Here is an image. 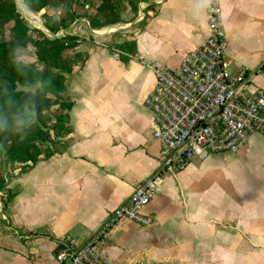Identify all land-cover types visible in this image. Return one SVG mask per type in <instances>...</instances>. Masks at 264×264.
<instances>
[{
    "label": "crops",
    "instance_id": "1",
    "mask_svg": "<svg viewBox=\"0 0 264 264\" xmlns=\"http://www.w3.org/2000/svg\"><path fill=\"white\" fill-rule=\"evenodd\" d=\"M213 1L228 69L245 70L249 90L264 91V0H145L148 17L113 27L104 44L78 19L64 33L82 39L66 90L68 143L8 172L15 195L6 208L0 202V264H56L59 240L82 245L157 172L159 144L143 102L151 65L176 69L202 44ZM144 213L151 226L120 220L109 229L101 250L110 264H264V136L167 174Z\"/></svg>",
    "mask_w": 264,
    "mask_h": 264
},
{
    "label": "built area",
    "instance_id": "2",
    "mask_svg": "<svg viewBox=\"0 0 264 264\" xmlns=\"http://www.w3.org/2000/svg\"><path fill=\"white\" fill-rule=\"evenodd\" d=\"M207 15V38L186 52L176 69L151 65L154 86L143 102L153 115L151 137L159 144L157 172L143 180L82 245L59 240L56 264H110L101 250L107 232L120 220L151 226L153 219L144 210L167 174L175 175L212 155L237 154L252 135L264 136V91L249 90L245 70L228 69V44L215 1ZM106 29L94 32L104 35L113 28ZM112 57L118 59L119 52Z\"/></svg>",
    "mask_w": 264,
    "mask_h": 264
},
{
    "label": "trees",
    "instance_id": "3",
    "mask_svg": "<svg viewBox=\"0 0 264 264\" xmlns=\"http://www.w3.org/2000/svg\"><path fill=\"white\" fill-rule=\"evenodd\" d=\"M144 1L24 0L31 11L45 13L62 4L65 10L75 4L84 9L83 16L92 29L122 23L124 12L128 9L136 15L138 4ZM150 11L152 6L144 9L145 18ZM37 15L43 22L42 14ZM44 18L50 37L40 30L29 29L14 0H0V202L4 208L15 193L7 188L3 170L19 167L24 172L27 163L34 165L56 153V141L50 130L54 131L57 141L70 133L68 111L72 103L66 90L78 67L76 62L82 63L76 51L82 39L69 34L56 36L66 27L64 20L56 14H47ZM127 46L134 54L132 45ZM26 52L34 53L36 59L26 62L23 58ZM34 87V91L29 90ZM49 123H52L51 129L47 128Z\"/></svg>",
    "mask_w": 264,
    "mask_h": 264
},
{
    "label": "rangeland",
    "instance_id": "4",
    "mask_svg": "<svg viewBox=\"0 0 264 264\" xmlns=\"http://www.w3.org/2000/svg\"><path fill=\"white\" fill-rule=\"evenodd\" d=\"M15 1V5H16V9L18 11V13L20 14V16L24 19L25 23L27 24V26L29 27V29L32 30H40L42 31L46 36H51V34L45 29L44 27V22H45V15H51V14H56V16H60L65 23V28L61 29L59 31L58 36H61L62 34H64L68 28L74 24L75 21H77L80 18H84L85 21L88 22V20L83 16L84 13V9L73 4L71 9L65 10L64 8V4H62L60 7H58L57 9L53 10V11H49L47 13L44 12V10H41L39 12H35V11H31L28 6L25 4L24 0H14ZM146 8V6L143 4V2H140L138 4V9L136 12V15H133L128 9L124 12L123 16V22L119 23L117 25L114 26H109V27H105V28H101V29H92L93 31H98L101 32L103 31V29L107 30L106 28L112 29L113 27H117L120 26L122 28V26L127 25V23H130L132 21H134L136 18H138L141 22V20H143L146 16V12H144V9ZM37 13H41L43 16V22L41 21V19L39 18V16L37 15ZM44 14V15H43ZM89 24V23H88ZM74 26V25H73ZM119 27V28H120ZM118 32V31H117ZM57 35V34H56ZM93 35V36H92ZM107 36H109L108 34H100V33H92L90 35V37L95 40L97 43H101L104 44L105 40L107 38ZM23 58L26 62L30 63L33 62L36 59V56L34 53L32 52H26L23 54ZM79 65V61L76 62V66ZM36 89V87L29 89L30 91H34ZM54 121V119H53ZM52 123H49V125H47V128L51 129V125ZM50 134L52 136V138H54L55 142V146L54 148H56L57 152L62 151L63 148L67 145L68 143V134L64 135L62 138H59V140L57 141L56 137L54 136V131L50 130ZM16 166V165H15ZM13 168L15 167H10V168H6L3 170V174L5 177V181L7 182L8 176L10 175V173H8L9 171H12ZM218 170V168H216ZM226 170L222 171V174L225 173Z\"/></svg>",
    "mask_w": 264,
    "mask_h": 264
},
{
    "label": "water",
    "instance_id": "5",
    "mask_svg": "<svg viewBox=\"0 0 264 264\" xmlns=\"http://www.w3.org/2000/svg\"><path fill=\"white\" fill-rule=\"evenodd\" d=\"M57 36V35H56Z\"/></svg>",
    "mask_w": 264,
    "mask_h": 264
}]
</instances>
